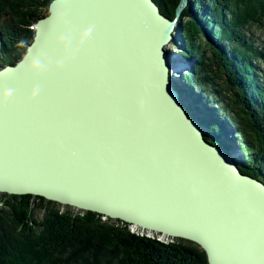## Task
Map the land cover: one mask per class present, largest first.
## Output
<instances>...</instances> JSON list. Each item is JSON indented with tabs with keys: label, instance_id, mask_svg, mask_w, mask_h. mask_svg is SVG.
I'll return each instance as SVG.
<instances>
[{
	"label": "water",
	"instance_id": "obj_1",
	"mask_svg": "<svg viewBox=\"0 0 264 264\" xmlns=\"http://www.w3.org/2000/svg\"><path fill=\"white\" fill-rule=\"evenodd\" d=\"M139 4L150 26L140 19ZM186 4L179 1L171 20L153 0L51 1L21 59L0 67V79L14 78L38 56V73L32 72L41 90L38 120L22 113L32 101H6L9 90L1 95L0 193L42 196L191 241L205 251L208 264H264V241L249 240L242 232L254 222L240 221L255 209L229 193L233 181H244L264 199V184L240 172L232 156L204 143L195 130L194 142L192 135L183 139L185 124L195 129L198 123L176 102L171 65H178L181 55L165 46ZM136 5L140 12L132 8ZM100 57L106 69L97 67ZM132 58L143 62L134 75L143 95L135 89L136 101H105L117 99L120 85L113 69ZM71 78L101 100L70 106ZM122 107L131 114L130 128L120 131L122 138L102 132L107 117L119 115ZM97 108L108 116L95 128ZM201 148L224 161L226 184H211L210 176L218 174L202 161ZM225 234L237 238L220 241Z\"/></svg>",
	"mask_w": 264,
	"mask_h": 264
},
{
	"label": "trees",
	"instance_id": "obj_2",
	"mask_svg": "<svg viewBox=\"0 0 264 264\" xmlns=\"http://www.w3.org/2000/svg\"><path fill=\"white\" fill-rule=\"evenodd\" d=\"M51 1L0 0V66L15 64ZM153 1L175 18L180 0ZM178 19L173 42L182 56L196 60L182 76L188 84L185 112L197 118L209 143L224 151L225 144L237 145L240 172L264 184V41L255 35L264 34V0H188ZM0 264L208 262L202 248L182 238L166 242L93 211H75L42 196L0 193Z\"/></svg>",
	"mask_w": 264,
	"mask_h": 264
},
{
	"label": "bare ground",
	"instance_id": "obj_3",
	"mask_svg": "<svg viewBox=\"0 0 264 264\" xmlns=\"http://www.w3.org/2000/svg\"><path fill=\"white\" fill-rule=\"evenodd\" d=\"M140 8L142 10H144V12L141 13H136L139 15L140 19L144 20L149 26V19L146 17H143L145 15V9L144 7L139 4ZM135 10L137 12H140V8L138 7V5H136ZM173 39V38H172ZM171 39V40H172ZM126 44V41H125ZM169 50V49H168ZM172 52V51H171ZM178 54H180L179 52H177ZM100 56L103 55V52L99 54ZM170 55V54H169ZM181 55V54H180ZM173 56V55H172ZM142 57H146V54H144ZM175 57V56H173ZM179 58L184 59V56H179ZM178 65H171V63L169 62V64L172 67V72L175 73H180L183 69V66H185L181 61H178ZM191 60V59H190ZM128 64L127 66L119 61L120 67H116L115 69H113L114 71V76L115 79L117 78L119 80V88L118 91H116L117 94V99L110 101V100H105V101H109V103H118V101H136L137 98L134 97L132 94L134 93L135 89L138 91V93H141L137 87H136V82L138 81L137 76L134 77L136 70L140 69L143 65V62H141V60L136 61L134 58H132L131 60L128 59ZM144 61V60H143ZM31 65L30 69L27 71H35V73H38V70H36V68H38V56L37 58L33 59L31 63H29L27 66ZM26 66V67H27ZM36 68H35V67ZM192 66V65H191ZM190 66V67H191ZM25 67V68H26ZM97 67H100L101 69H106L107 67L104 66V59H102L100 57L99 62ZM140 67V68H138ZM27 71H24V68L21 69L19 71V74L16 75V77H3V79H0V101H3L2 98V93L9 90L10 95H7L6 97V101H32L31 105H27L28 107H26L25 109H23L22 113L23 114H28L31 119H36L38 120V94L41 93V90L39 88L38 85V76L37 74L35 75L33 72L29 73ZM28 77L30 78V80L28 79ZM126 77H130V78H126ZM24 78V81L21 84L20 83ZM19 80V81H18ZM133 82V83H132ZM67 85L69 86V101H72V104L70 103V106H76L78 107V101H98L95 100L94 98H91L89 96V94L87 93V88L85 85H79L82 87H78L76 85V81L74 79H69V82L67 83ZM174 93L176 94L177 97V104L183 107V105H185V101H187L186 96L183 97L184 95L180 93L179 89L174 85ZM17 93H19L18 95H16ZM143 95V94H142ZM16 99V100H14ZM123 105L125 106L126 103L124 102ZM186 105L189 107V102L187 101ZM119 106V105H118ZM185 107V106H184ZM183 107V109H184ZM102 109L97 108L94 112V118L93 120L96 122V127H101L104 125V120L106 119V117L108 116V114L106 113V117H104V115L101 113ZM130 112H127L125 114L124 112V107H122V109L120 110V114H111L107 117V125L101 130L102 132L105 131H111L113 134L117 135L119 138H122V134L120 131H127L130 127H129V123L131 122V114H129ZM186 113V112H185ZM187 114V113H186ZM127 116V118H125ZM56 117V116H55ZM191 118V117H190ZM196 122L198 121L197 118H193ZM143 120V119H142ZM198 125L195 129H192L189 125L185 124L186 126V134L185 137L186 138L188 135H192V138H190L192 141L195 140V134H194V130L196 134H200V138L202 141H204V143H209L205 137H204V131L201 127V125L199 124V122H197ZM100 132V131H99ZM13 136H16L14 132L11 133ZM38 137V133L37 135L34 136ZM189 141V142H192ZM194 142V141H193ZM177 143H175L174 145H176ZM173 145V146H174ZM178 149V147H177ZM198 149V148H197ZM202 150L199 149V152L201 154V159L202 161H204V163L210 167H212L214 170H216V173L218 175L217 179L215 177L210 176V181H215V182H211L212 185H219V183L221 184H226L223 180V171L225 170V163L224 161H221L218 159V157L215 155V153L212 152H208L207 150H203V148H201ZM186 154V153H185ZM228 182H232L231 180H227ZM235 183L234 184H230V187L232 188L229 193L233 194V196H237V201L242 202V203H246L247 205L251 206L253 209H255L254 211L251 210V217L250 218H245L243 217V219H240L241 222L244 221H253V226L249 227V228H245L246 230L242 231L249 240L255 239L258 241H264V199H261L259 196H257V194H255L256 189L253 188L249 183L244 182V181H233ZM196 186H202V184L196 183ZM225 189H227V186H225ZM232 196V197H233ZM256 200V201H255ZM224 222H228V219H226ZM132 224V223H130ZM135 225V224H134ZM152 230V229H150ZM156 231V230H154ZM159 232V231H158ZM164 233V232H161ZM165 234V233H164ZM168 235V234H167ZM232 238H237V236L235 234H225L222 237H218V239H220V241H222L221 239H227V240H231ZM215 239V240H218Z\"/></svg>",
	"mask_w": 264,
	"mask_h": 264
},
{
	"label": "rangeland",
	"instance_id": "obj_4",
	"mask_svg": "<svg viewBox=\"0 0 264 264\" xmlns=\"http://www.w3.org/2000/svg\"><path fill=\"white\" fill-rule=\"evenodd\" d=\"M187 2H188V0H187ZM48 13H49V11H48ZM180 22L181 21L177 18L176 19V24H178ZM33 27L35 28V24L33 25ZM252 29H256V26L255 25H252ZM255 35H256V37H258L259 40H263L264 41V34H261L259 31H256ZM176 37H178V36L175 35V31H174V37H173V39L168 44H166V46H165L166 49H169L172 52H178V50L180 49L181 46L179 44L176 45V42H173ZM26 47H27V45H24L20 49V52H18V53H20V55L17 56V58H15V63L19 59H21V57L24 55V53L26 51ZM11 55H12V53H11ZM190 59L191 58H185V57H184V59L179 58L178 61H181L185 66H183V69H182V71L180 73L177 74V73L173 72V74L175 76L173 78L174 85L179 89L180 93L184 95L183 97L186 96L187 101L189 99L188 98V95H187V93H188V87H187L188 84L183 81L182 76H183L184 73H186L187 71H189L188 68L191 66L190 63H191V60H192V59L191 60ZM5 64L6 63H4V65ZM0 67H2V66H0ZM30 67H31V65L27 66L26 67V68H28L27 70H29ZM176 76H178V77H176ZM187 101H185V103H184L185 106H186ZM231 135L232 134H228V136H231ZM220 141H222V143L225 144L222 138H221ZM225 146H226V149H225L226 151L225 152L227 154H229L230 156H232L236 160V164L240 163V162L237 161V160H239L240 148L237 145H228V144H225ZM259 182L262 183L261 181H259ZM71 208H73L75 211H78L74 207H71ZM35 216L37 217L38 220L41 218V216H42V210L40 208H37V210L35 211ZM112 220H115V219H112ZM131 229L133 231L139 232L143 236H147V237H150V238H157V239H160V240H163V241H166V242H171V241H173V238H174L173 236H170V235H167V234L158 232V231L150 230V229L143 228V227H140V226L138 227V225H136V224L133 225V223L131 224Z\"/></svg>",
	"mask_w": 264,
	"mask_h": 264
},
{
	"label": "flooded vegetation",
	"instance_id": "obj_5",
	"mask_svg": "<svg viewBox=\"0 0 264 264\" xmlns=\"http://www.w3.org/2000/svg\"><path fill=\"white\" fill-rule=\"evenodd\" d=\"M134 225V224H133ZM139 227V226H138Z\"/></svg>",
	"mask_w": 264,
	"mask_h": 264
}]
</instances>
